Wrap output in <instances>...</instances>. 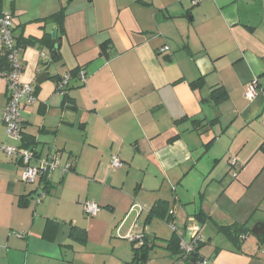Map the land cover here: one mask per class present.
I'll return each instance as SVG.
<instances>
[{"label": "crops", "instance_id": "crops-1", "mask_svg": "<svg viewBox=\"0 0 264 264\" xmlns=\"http://www.w3.org/2000/svg\"><path fill=\"white\" fill-rule=\"evenodd\" d=\"M194 1L0 0L22 47L20 82L37 98L20 109L23 141L8 138L0 76V145L72 164L27 184L22 163L0 149V264H138L119 230L153 242L145 264H190L165 248L169 219L147 223L158 201L168 203L180 239L201 238L202 264H264L259 238H240L238 248L220 231L264 223V0ZM61 10L58 27L52 16ZM255 78L258 93L248 100ZM219 87L228 99L216 104ZM86 203L101 207L97 216L84 213Z\"/></svg>", "mask_w": 264, "mask_h": 264}, {"label": "built area", "instance_id": "built-area-1", "mask_svg": "<svg viewBox=\"0 0 264 264\" xmlns=\"http://www.w3.org/2000/svg\"><path fill=\"white\" fill-rule=\"evenodd\" d=\"M198 1H194V5ZM15 26L13 22V16L9 13H2L0 15V47L2 53L6 55L8 59L9 68L5 71L0 72V76L6 81L7 84V95L8 104L3 113V123L6 128L8 138L23 141V123L21 119L20 109L23 103L34 104L37 101L34 88L29 84H23L20 82L21 73L23 70L22 66V47L18 46L15 37ZM168 47H163L159 50L160 53L168 52ZM44 56V55H43ZM72 77L67 75L62 78L57 84V93L60 96H65L70 86ZM79 79L82 83L86 81V73L81 71L79 73ZM258 80L253 79L246 87L245 97L248 100L254 99L258 91ZM0 149L10 158H14L24 167L22 180L27 184L36 183L37 179L42 176L47 179L50 178L51 174L57 169L61 170L63 174H67L72 170V164L62 165L61 158L58 155L48 157L45 160L38 158L37 154L24 146L1 144ZM123 163L118 155L112 156L111 167L114 170L120 169ZM232 166H237L236 159L232 160ZM233 176L236 178L237 173ZM47 196L46 192H43L38 202H41ZM101 211V207L95 203H86L84 205V213L88 216H97ZM175 231L176 227L171 226ZM130 242L138 241L141 245L143 242L144 235H128ZM201 242L199 236H195L190 241L181 239L180 246L184 256L191 254L195 248L197 242Z\"/></svg>", "mask_w": 264, "mask_h": 264}, {"label": "trees", "instance_id": "trees-1", "mask_svg": "<svg viewBox=\"0 0 264 264\" xmlns=\"http://www.w3.org/2000/svg\"><path fill=\"white\" fill-rule=\"evenodd\" d=\"M2 13H0L1 15ZM65 17V11L61 10L60 12H58L57 14H55L54 16H52V18L56 21V23L58 24V27H61L63 25V20ZM18 46L19 43H18ZM110 49V44L109 43H105L101 46V52L103 55L105 56H109L108 55V51ZM61 56L58 53L56 56H53V60H60ZM9 68L8 65V59L6 57V55H4L3 53L0 55V72L1 71H5ZM62 78L58 79V82L61 81ZM205 84V79L201 78L198 79L195 82L191 83V87L193 89H199L201 88L203 85ZM213 101L216 104H221L225 101H227L228 99V93L227 91L222 88L219 87L217 89H215L212 93V97ZM65 102H69V100L66 98ZM47 179L46 177H43V179ZM44 179V180H45ZM46 188L49 187V183H45ZM22 204L27 205V201L23 202ZM172 211H169L168 208V203L164 202V201H158L150 210L148 217H147V223H149L150 221H152L153 219H169V223L171 226H175V224L173 222H171V217H172ZM176 227V226H175ZM220 231H222L223 233H225V235L236 245L238 246V248H240V238L246 239V237L251 233L250 229L245 227V226H238V225H232V226H228V227H221ZM180 237L176 234V230L174 231V235L172 236V238H170V240L167 241V245H166V250L170 252V254L172 256H179L182 258H185L187 262H189L190 264H202L204 262L205 258H202V255L200 253V248H201V244L200 241L197 242L195 244V248L193 250V252L191 254H189L188 256H184L183 251L181 250V246H180ZM260 244L261 246L264 245V236H262L261 238H259ZM134 247H135V255H134V262L138 263V264H145L149 261V257H150V253L151 251L154 249V246L152 245V241L149 239V237H147L146 235H144L143 238V242L140 245L138 241H134L131 242ZM137 244H139L138 247Z\"/></svg>", "mask_w": 264, "mask_h": 264}, {"label": "water", "instance_id": "water-1", "mask_svg": "<svg viewBox=\"0 0 264 264\" xmlns=\"http://www.w3.org/2000/svg\"><path fill=\"white\" fill-rule=\"evenodd\" d=\"M56 34H57V29L55 28L53 33H52V36H53L54 40L56 39ZM59 49H60V43L54 42L53 45H52V55L56 56L58 54V52H59ZM46 79H47V75H46V73H43L39 77V79L37 80V84H41ZM251 233L254 236H256L257 238H261L262 236H264V223L261 222V223L256 224L252 228Z\"/></svg>", "mask_w": 264, "mask_h": 264}, {"label": "rangeland", "instance_id": "rangeland-1", "mask_svg": "<svg viewBox=\"0 0 264 264\" xmlns=\"http://www.w3.org/2000/svg\"><path fill=\"white\" fill-rule=\"evenodd\" d=\"M216 115L217 116H219L220 115V113L218 112V113H216ZM236 172V171H235ZM257 217H263L264 218V213L263 214H260V213H258L257 214ZM170 233H171V231H170ZM118 235H119V239L118 240H122L123 242H126V243H128V244H130L131 242L128 240V238L126 237V236H123V235H121V232H120V230H119V233H118ZM250 241H252L253 239H255V236L252 234V233H250ZM131 245V244H130Z\"/></svg>", "mask_w": 264, "mask_h": 264}]
</instances>
